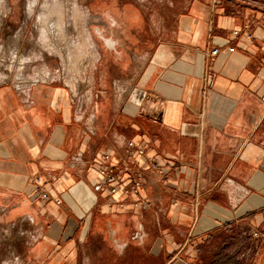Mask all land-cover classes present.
<instances>
[{
	"label": "crops",
	"instance_id": "crops-1",
	"mask_svg": "<svg viewBox=\"0 0 264 264\" xmlns=\"http://www.w3.org/2000/svg\"><path fill=\"white\" fill-rule=\"evenodd\" d=\"M15 1L0 0L3 47ZM247 1L111 0L89 99L59 77L0 84V237L12 240L0 255L14 264H264V235L250 233L264 228V8ZM107 74L97 104L92 89ZM129 141L145 153L131 154ZM107 152L123 175L115 193L98 170ZM126 168L143 175L137 193L125 189Z\"/></svg>",
	"mask_w": 264,
	"mask_h": 264
},
{
	"label": "rangeland",
	"instance_id": "rangeland-1",
	"mask_svg": "<svg viewBox=\"0 0 264 264\" xmlns=\"http://www.w3.org/2000/svg\"><path fill=\"white\" fill-rule=\"evenodd\" d=\"M28 1L29 0H16L15 13L11 17L7 18L6 34H5L6 41L4 47L3 45L2 47L0 46L1 48L0 73H3L0 76V78L4 76V78L2 79H7L8 82H12L17 85L28 86L30 82L48 80V78L59 77L60 79H63L73 89V91L77 95V98L83 95L84 100L87 98L89 99L90 97L89 90L91 85H93V65L91 63L93 62V60L97 59L98 49H96L95 46L94 50L91 48V50L89 51L81 52V55L79 56L80 58H78L77 61V69L74 67L73 64H71V67L75 68L76 70H74L73 68H70V70L66 68L65 65L63 64L60 55L56 52H52L48 48V46H44V40H42L43 37L41 33V25L40 22L38 21V17L40 12L43 10L42 4L44 0H37L38 4H36L33 13H31V15L29 16L27 13ZM55 1L58 2L64 1L66 3L64 17L65 18L67 17L66 18L67 22L69 21L68 22L69 27L67 30L68 32L66 38H62V34L57 33L56 34L57 36L56 35L54 36L56 38L55 42L61 43L63 41L66 45L64 48L65 52H72L73 56L77 55V51H78L77 42L79 40V37L82 36L84 32L82 28L81 31L80 28L78 29V25H77L78 21H76L77 16L71 15L74 10V5H73L74 2L78 1L80 3V6L84 10L88 11L86 22L87 25H89V27L87 26L88 27L87 29L88 30L91 29L92 31L91 35L94 40V43L96 39L97 40L99 39V34L97 32V30L99 31V28L97 27H99L100 24H103L106 21L110 20L112 17L111 12H114L111 8V0H55ZM125 6H126L125 2H122L120 4L121 8H124ZM54 17H55L54 20L56 18L58 19V14L56 13ZM70 20L72 23L70 22ZM83 22H85V20L83 21L82 19L81 24ZM1 50L3 52H1ZM124 50L125 49H118L119 53L116 54L115 50L110 51L109 49H105L103 55L108 58L111 56L112 53V55L125 57ZM23 55L29 57V62L27 64L25 63V68L22 69L24 73H21L19 67L20 65H22L20 63H21V57ZM44 70H50L52 76L49 77L47 76L43 78ZM77 74H79V79L75 78L77 77ZM109 77L110 75L107 74L104 77L105 79L104 81L98 80V86L96 88V91L95 89H92L94 94L98 92L100 94L98 98L95 97L96 99H94V102L97 104L105 101V96H103L102 93L100 92L101 91L104 92L109 87V81H108ZM71 78L72 81H69L71 80ZM5 230L8 231V227L5 228ZM2 231L4 230L2 229ZM0 242H2V248L7 249L12 246V240L9 239L4 240L3 238L0 237ZM3 258L4 256L0 255V264H3L4 260L13 257L8 258L6 256L4 259Z\"/></svg>",
	"mask_w": 264,
	"mask_h": 264
},
{
	"label": "bare ground",
	"instance_id": "bare-ground-1",
	"mask_svg": "<svg viewBox=\"0 0 264 264\" xmlns=\"http://www.w3.org/2000/svg\"><path fill=\"white\" fill-rule=\"evenodd\" d=\"M3 2H5V1H3ZM36 4H38L37 0H29L28 1V5H27L28 16L31 15V13H33V10H34ZM4 5H5V3H4ZM42 5H43V10L39 14L38 21L40 22V25H41V33H42V37H43L42 40H44V46H48V48L52 52L58 53L60 55V57H61V59L63 61V64L65 65L66 68H68L70 70V68H73V67H71V64H73L74 67L77 69V61H78V58H80L79 56L81 55V52L89 51V50H91V48L93 50L95 49V43H94V40H93L92 35H91L92 31H91V29H89V30L87 29L89 27V25H87V22H86V18L88 16V11L84 10L80 6V3L78 1L74 2V4H73L74 5V10H73L71 15L77 16L76 17V21H78V23H77L78 29L80 28V31H81V28H82V30L84 32H83L82 36L79 37V40L77 42V48H78L77 55L73 56L72 52H65V49H64L65 46H66L65 43L63 41L61 43H58V42L56 43L55 42L56 38L54 37L57 33H61L62 34V38H66V35H67V32H68L67 30H68V27H69V25H68L69 21L67 22V19H66L67 17L66 18L64 17L66 3L64 1L58 2V1H55V0H44ZM69 6H70V4H69ZM0 9H2V11L4 10L3 8H0ZM56 13L58 14V19L56 18L54 20V18H55L54 15ZM80 19L81 20L83 19V21L85 20V22H83L81 24V20ZM70 22H71V20H70ZM73 38H74V36H73ZM68 45H69V43H68ZM1 52H3V51L1 50ZM28 62H29V57L23 55L21 57V63H20L22 65H20V67H19L20 68L19 70H20L21 73H24V71H22V69L25 68V63L27 64ZM75 68H73V69L76 70ZM17 72H19V71H17ZM2 74L3 73H0V76ZM47 76L48 77L52 76L50 70H44V77L43 78H45ZM1 78H4V76L1 77ZM72 78L69 81H72ZM75 78L79 79V74H77V77H75ZM48 79H50V78H48ZM14 85L17 86L18 88H25L26 87L24 85H17L15 83H14ZM3 264H14V263H13V260L6 259V260H4Z\"/></svg>",
	"mask_w": 264,
	"mask_h": 264
},
{
	"label": "built area",
	"instance_id": "built-area-1",
	"mask_svg": "<svg viewBox=\"0 0 264 264\" xmlns=\"http://www.w3.org/2000/svg\"><path fill=\"white\" fill-rule=\"evenodd\" d=\"M247 1V0H243ZM248 4L253 5L256 8H264V4H261L257 1H247ZM235 34H238L239 31H234ZM252 32L249 33L250 36H252ZM262 44L264 45V38L262 39ZM235 47L230 46L228 47V51H234ZM222 52V49L220 47H214L211 51V54L213 56L218 55ZM8 82L7 79L0 78V84ZM128 148L130 149V153H138L140 155H143L145 153V149L143 147H138L133 141L128 142ZM110 158V153H104L102 163L100 164L98 170L99 173L102 176V182L103 185H105L110 193H115L118 191V185L121 183V180L123 179V175L120 173H117L113 171V167L107 163V160ZM146 164L149 165L153 170L158 171L161 174H164V169L160 163V161L157 158H148L146 161ZM129 174V178L131 179L130 183L126 185V191L130 192L133 191L137 193L139 191V188L142 186V178L143 175L141 173H135L134 171H131L129 168H126V171ZM38 196L42 199H49L50 194L45 189H38ZM246 232V231H245ZM250 233L254 237H262L264 235V228L263 230L260 229H250Z\"/></svg>",
	"mask_w": 264,
	"mask_h": 264
}]
</instances>
